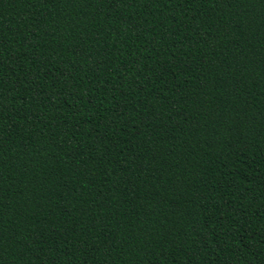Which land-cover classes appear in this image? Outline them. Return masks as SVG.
Here are the masks:
<instances>
[{"label":"trees","instance_id":"1","mask_svg":"<svg viewBox=\"0 0 264 264\" xmlns=\"http://www.w3.org/2000/svg\"><path fill=\"white\" fill-rule=\"evenodd\" d=\"M0 264H264V0H0Z\"/></svg>","mask_w":264,"mask_h":264}]
</instances>
